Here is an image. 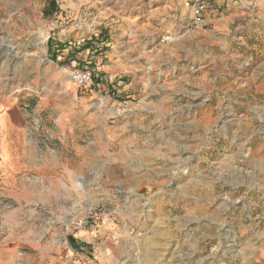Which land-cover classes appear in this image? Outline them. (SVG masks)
Returning a JSON list of instances; mask_svg holds the SVG:
<instances>
[{"label": "rangeland", "instance_id": "obj_1", "mask_svg": "<svg viewBox=\"0 0 264 264\" xmlns=\"http://www.w3.org/2000/svg\"><path fill=\"white\" fill-rule=\"evenodd\" d=\"M51 1L0 0V264H264V0Z\"/></svg>", "mask_w": 264, "mask_h": 264}, {"label": "built area", "instance_id": "obj_2", "mask_svg": "<svg viewBox=\"0 0 264 264\" xmlns=\"http://www.w3.org/2000/svg\"><path fill=\"white\" fill-rule=\"evenodd\" d=\"M179 1L180 8H183L181 12L183 20L192 25L204 24L207 13L211 10L210 4L212 0H177ZM166 40H171V37L168 36ZM70 75L71 82L80 89H90L94 83V73L89 67H80L74 69ZM101 220V217L98 213H95L91 216L73 219L70 224L71 232H77L80 230L88 229V226H93Z\"/></svg>", "mask_w": 264, "mask_h": 264}, {"label": "crops", "instance_id": "obj_3", "mask_svg": "<svg viewBox=\"0 0 264 264\" xmlns=\"http://www.w3.org/2000/svg\"><path fill=\"white\" fill-rule=\"evenodd\" d=\"M211 10L207 13L206 18L204 20L205 22H215L218 23L221 20H223V7H222V0H212L210 4ZM81 66V65H78ZM82 67V66H81ZM6 97L2 103H0V108H6V107H21L17 97ZM8 99V100H7ZM15 110L12 112H7L5 115H1L0 117V126L2 128L3 132L9 133V131L19 130L21 131L23 129V123L20 121V119H17V115L15 113ZM2 114V113H0ZM16 117V118H15ZM9 137L8 135L5 137V142L8 143ZM21 155V153H19ZM22 159V157H20ZM20 175L18 174V171H6V172H0V184L9 185V184H15L19 182ZM81 237L84 235L81 234ZM74 237V236H73Z\"/></svg>", "mask_w": 264, "mask_h": 264}, {"label": "trees", "instance_id": "obj_4", "mask_svg": "<svg viewBox=\"0 0 264 264\" xmlns=\"http://www.w3.org/2000/svg\"><path fill=\"white\" fill-rule=\"evenodd\" d=\"M51 3L54 4V1L52 0ZM44 12H45L46 16H50L53 13V12L49 13L47 11H44ZM51 59L54 60V61L56 60L54 55H51ZM75 242L76 241H75V238L73 236L69 238V243L72 245L73 248H75V245H76Z\"/></svg>", "mask_w": 264, "mask_h": 264}, {"label": "bare ground", "instance_id": "obj_5", "mask_svg": "<svg viewBox=\"0 0 264 264\" xmlns=\"http://www.w3.org/2000/svg\"><path fill=\"white\" fill-rule=\"evenodd\" d=\"M76 188H77V190L83 189V184L82 183L78 184Z\"/></svg>", "mask_w": 264, "mask_h": 264}]
</instances>
